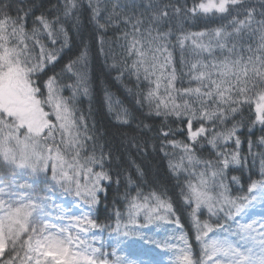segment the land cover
I'll use <instances>...</instances> for the list:
<instances>
[{
	"label": "snow or ice",
	"instance_id": "obj_1",
	"mask_svg": "<svg viewBox=\"0 0 264 264\" xmlns=\"http://www.w3.org/2000/svg\"><path fill=\"white\" fill-rule=\"evenodd\" d=\"M22 4L23 0H0V264H144L118 255L116 249L106 251L102 241L97 247L101 237L94 230L110 228L131 237L161 221L180 230L175 242L165 240L159 245L173 253L174 264H264V218L247 223L237 220L257 200L254 193L264 197V152L253 153L254 143L249 139L248 154H242L237 133L243 121L236 119L245 106L254 104L253 124L264 125V0H193L191 7L186 0H141L139 4L132 0L131 11L123 15L122 9L129 5L117 0L103 24L100 19L108 7L101 0H87L99 30H106L114 20L130 26L121 33V47L131 63L125 59L120 66L113 65L117 79L127 72L137 81H147L150 87L144 99L150 112L165 120H186L189 142L167 139L177 129L161 128L160 148H179L183 155L178 162L169 160V169L197 177L185 182L180 195L186 204L195 205L191 216L195 239L200 242L198 258L163 190L145 195L137 186L135 196L126 191V219L116 210L114 227L98 223L99 195L107 193L106 184L119 185L122 173L117 163L120 157L102 142L91 108L85 114L78 107L79 97L91 96L88 47L69 59L60 72L55 71L69 44L61 20L78 24L83 2L64 0L61 15L35 16L31 27L32 9ZM12 8L15 16L9 12ZM215 13L227 22L199 32L184 30V24L198 14ZM174 34L176 45H171ZM175 46L181 50L180 63L188 69L189 84L195 86H177L183 84L185 73L178 75L170 50ZM185 50H190L194 61L185 62ZM100 51L104 52L103 38ZM205 54L210 59H204ZM67 74L73 82L61 83ZM65 89L71 91L70 96L63 95ZM105 100L109 111L113 103L119 105L108 92ZM128 115L124 109L116 114L121 123H128ZM200 140L211 145L214 160L196 155L193 144L203 147ZM146 144L135 147L147 152ZM259 146L264 147V136ZM250 156L260 157V179L252 180L246 193L228 195L224 182L228 170L246 167ZM135 167L138 177H143L144 171ZM124 178L128 185L135 184L131 175ZM231 179L239 182L236 176ZM57 193L75 200L70 207L57 204ZM201 207L210 216L223 214L225 223L201 221L197 216ZM228 221L236 223L235 230L226 226ZM237 236L239 240L232 238Z\"/></svg>",
	"mask_w": 264,
	"mask_h": 264
},
{
	"label": "trees",
	"instance_id": "obj_2",
	"mask_svg": "<svg viewBox=\"0 0 264 264\" xmlns=\"http://www.w3.org/2000/svg\"><path fill=\"white\" fill-rule=\"evenodd\" d=\"M82 2L83 7L78 14V24L71 19L65 21L62 18L61 20L68 31L69 44L61 53V58L56 64L55 71L60 72L69 59H74L78 56L85 45L88 47V73L91 84V96L79 97L77 101L78 107L85 114L91 108V118L95 120L97 129L103 134L102 142L106 146H111L114 155L120 157L117 163H120L122 173L119 185L115 183L105 185L108 190L106 194L101 193L99 195L100 203L96 207L95 218L98 223L111 224L114 227L116 210H119L122 213V218L126 219L128 207V200L124 198L126 191L130 196H135L137 186H139V189L145 195L153 190H163L171 198L175 214L179 216L180 223L183 225V232L187 234L188 241L192 246L194 258H198L201 254L200 242L195 239L196 231L191 216L195 205L194 203L191 205L186 204L180 195L181 188L186 187L185 182L189 180L195 181L197 177L189 172L173 173L169 169V160L178 162L179 157L183 155L179 148L173 149L171 145L163 150L160 148V144L164 139L159 135L161 128L165 131L169 127L177 129L175 135H169L167 139H175L185 143L189 142L186 120H178L175 117L165 120L163 117L152 114L147 101L144 99L150 87L147 81L143 79L137 81L135 76H130L127 72L124 73L121 79H117L119 73L113 65L120 66L125 59L129 64L131 63V59L125 56L124 48L121 47L124 43L121 39V33L130 30V26L114 20L106 30H99L91 18L90 10L87 8V0H82ZM116 2L117 0H101L102 6L106 5L108 11L102 13L100 23H105V17L111 11V5ZM119 2L129 5L128 8L122 9V15L131 11L132 0H119ZM136 2L139 4L141 0H136ZM144 2L147 3V0H144ZM186 2L188 7H191L193 0H186ZM255 2L258 3L259 0H255ZM63 3L64 0H23V4L20 6L32 9V15L28 18V26L31 27L35 16L44 14L51 19L61 15V5ZM9 12L13 16L17 14L15 8L10 9ZM226 22V19L222 18L219 13L198 14L192 20L186 22L183 27L185 31L199 32L204 29L219 27ZM74 24L76 26H73ZM101 38L104 40V52L100 51ZM170 41L171 45H176L175 34L170 37ZM170 50L176 63L178 75L181 71L185 73L182 77L183 84L178 83L177 86H195L194 82L191 85L189 84L188 69L187 67H182L180 63L181 50L179 46L170 47ZM219 54V51H217L216 55L218 56ZM184 57L186 63L195 59L191 55L190 50H185ZM204 59H210V57L205 54ZM51 74L52 72L49 71L48 75ZM44 79H47V76H44ZM72 82L73 78L71 74L65 75L61 81V83ZM105 92L111 94L113 101H119V105L113 103L112 111H109L105 100ZM63 95L70 96L71 91L65 89ZM122 109L127 110L129 114L128 123H121L117 119L116 114ZM236 119L243 121V127L237 133L242 141V154H248L247 142L249 139L254 143L253 153L264 152V147L259 146L260 137L264 136V125L258 122L253 124V121L256 119L255 105L245 106L242 115H237ZM197 126L194 121L193 130ZM228 126H231V122H228ZM144 142H147V152L138 151L135 147L136 143ZM200 143L203 144V147L193 144V147H196V155L201 159L214 160L215 153L211 145H208L203 140H200ZM228 146L232 147L231 142H229ZM153 147H155V150H153ZM166 152L169 155L166 156ZM136 165H139L144 171L143 177H138ZM260 171L259 156L254 158L250 156L247 166L242 169L230 167L224 180L230 190L228 195L236 196L246 193L251 181L260 179ZM125 175H131L135 184L128 185L124 178ZM232 176L238 177L239 182L233 181L231 179ZM254 194L257 195L255 202L261 200L262 197L259 193ZM68 196L73 197L71 195ZM197 216L201 221H207L212 225L225 223L223 214L210 216L206 207H201L197 212ZM169 219H173V217L170 216ZM237 220L239 223H243L244 221L242 217H237ZM141 222L143 223L142 219ZM226 226L235 230L236 223L228 221ZM179 231L176 225L163 221L149 224L140 230V235L131 237L118 235L111 232L110 228H106L102 232L94 230L95 234L101 237V240L96 242L97 247L100 246L102 241L106 251L111 252L113 249H116L118 255H129L131 259L143 261L144 264H156L159 261L174 264L175 258L173 253L159 245L165 240L175 242L174 236L178 235ZM209 235L211 236L212 234L210 233ZM141 236H143V239ZM232 238L239 240L238 236ZM153 241L156 243H153Z\"/></svg>",
	"mask_w": 264,
	"mask_h": 264
},
{
	"label": "rangeland",
	"instance_id": "obj_3",
	"mask_svg": "<svg viewBox=\"0 0 264 264\" xmlns=\"http://www.w3.org/2000/svg\"><path fill=\"white\" fill-rule=\"evenodd\" d=\"M57 200L56 203L57 204H61L64 203L67 206H71L72 202L75 200L74 197H70L68 195L64 196V197H60L59 193H57ZM74 211H78L76 209H74ZM244 223H247L250 221V219H256L258 222L262 221V218H264V197L262 198V200H260L257 203H254L248 210V214L243 216ZM156 264H167L164 261H159Z\"/></svg>",
	"mask_w": 264,
	"mask_h": 264
}]
</instances>
